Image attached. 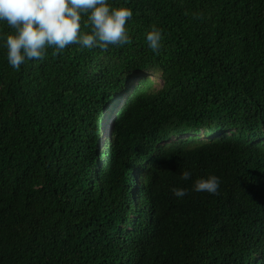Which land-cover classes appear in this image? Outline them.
<instances>
[{
	"label": "trees",
	"instance_id": "16d2710c",
	"mask_svg": "<svg viewBox=\"0 0 264 264\" xmlns=\"http://www.w3.org/2000/svg\"><path fill=\"white\" fill-rule=\"evenodd\" d=\"M0 264H264V0H0Z\"/></svg>",
	"mask_w": 264,
	"mask_h": 264
},
{
	"label": "clouds",
	"instance_id": "9594fccd",
	"mask_svg": "<svg viewBox=\"0 0 264 264\" xmlns=\"http://www.w3.org/2000/svg\"><path fill=\"white\" fill-rule=\"evenodd\" d=\"M105 128H108V125L105 124ZM105 137H106V132L101 134V137H100V146L98 147V154L94 159V170L100 169L110 159V150L108 148H107V150H104V148H106V147L102 146L105 142V140H104ZM102 152H104V154H103V156H105L104 158H102V155H101ZM138 166H136V164H134V166L130 170L129 177H132V173L134 172V170Z\"/></svg>",
	"mask_w": 264,
	"mask_h": 264
}]
</instances>
